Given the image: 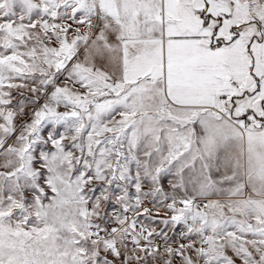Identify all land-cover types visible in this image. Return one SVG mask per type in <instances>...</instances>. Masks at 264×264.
<instances>
[{"label":"snow or ice","instance_id":"1","mask_svg":"<svg viewBox=\"0 0 264 264\" xmlns=\"http://www.w3.org/2000/svg\"><path fill=\"white\" fill-rule=\"evenodd\" d=\"M0 264H264V0H0Z\"/></svg>","mask_w":264,"mask_h":264}]
</instances>
